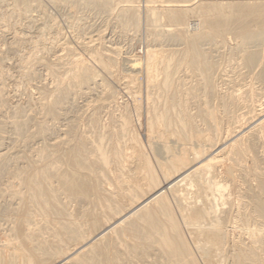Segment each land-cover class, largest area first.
Returning a JSON list of instances; mask_svg holds the SVG:
<instances>
[{"label": "bare ground", "instance_id": "obj_1", "mask_svg": "<svg viewBox=\"0 0 264 264\" xmlns=\"http://www.w3.org/2000/svg\"><path fill=\"white\" fill-rule=\"evenodd\" d=\"M192 1L201 3L189 7ZM206 1L212 0L166 1L159 6L160 13L151 5L147 7L152 24L164 19L167 27L176 29L152 31V42L178 47L162 53L148 50L145 84L150 96L146 112L151 145L147 151L136 138L131 140L134 145H128L127 115H120L114 121L117 125L107 129L102 127L105 122L100 123L98 109L87 115V134H78L72 119L67 134L73 141H47L53 131L48 122L61 119L77 94L101 86L92 65L78 58L64 59L63 68L72 73L69 77L64 74L67 78L55 85L54 94L43 88L42 104L18 102L8 111L7 98L0 89V223L7 233L0 264H264V171L258 169L252 154L255 143L264 140V132H257L264 129V123L258 115L251 119L258 123L253 125L250 143L237 139L224 144L222 128L226 123L236 134L243 133L237 113L250 108L264 93V3L256 0L224 6L220 1L226 0ZM31 2L12 0L16 11L12 13H26ZM55 2L66 3L73 11L93 7L105 12L118 6L117 19L123 29L137 27L139 22L136 0ZM12 15L6 18L8 23ZM192 15L202 19L195 28L188 25ZM226 35L233 41L227 58L241 69L233 75L229 70L230 79L207 48H223ZM29 58L19 65L21 76L28 79L33 78L35 69ZM94 60L108 76L114 63L111 57L96 54ZM126 61L130 64L133 60ZM132 63L131 78L138 71L136 62ZM2 78L0 70V82ZM245 78L261 88L254 90L248 85L242 90L239 85ZM217 82L219 86L231 85V89L222 91ZM103 91L110 94L106 88ZM39 114L41 119L36 118ZM6 135L10 137L7 141H12L10 150H17L15 155L4 146ZM36 141L38 145L33 144ZM215 152H223L238 174L241 185L234 197L228 189L233 176L230 171L222 173L218 165L224 160L217 154L211 156ZM244 161L250 164L249 172ZM247 180L255 187L246 186ZM235 231L239 237L230 241L229 234Z\"/></svg>", "mask_w": 264, "mask_h": 264}, {"label": "rangeland", "instance_id": "obj_2", "mask_svg": "<svg viewBox=\"0 0 264 264\" xmlns=\"http://www.w3.org/2000/svg\"><path fill=\"white\" fill-rule=\"evenodd\" d=\"M55 1H57V0H54V1L53 0H33V2H31V4H30V7L27 9L26 13L20 14L19 16H18V13H16L17 14V16H16V14H13L16 11H14V9H12V6H13L12 0H0V20H1V22H0V32H1L0 33L1 34L0 35V57H1L0 58V70H2V72H3V78L0 82V89L2 88V90H4L3 91L4 93L1 92L2 90H0V92L3 93V95H5V98H7V102L9 105H8V108H6V109L8 110L10 106L13 107V106H15V104L17 105L18 102L20 104H24V105L27 103H30L32 105L44 103L45 98L43 96H41V93H40V92L43 93V91H44L43 88H46L50 95L54 94L53 90L55 88V85H57L61 81L65 80L67 77H69L70 73H72V71L71 70L69 71V69H67V67L63 68V66H64L63 64L65 63L64 59L67 60V59H69V57L72 59L78 58V59L82 60V62H84V64L88 63L87 66L92 65V66H90V68L92 70H94V73L96 72L95 74L98 75V76L96 75L97 76L96 79L99 80L98 82L101 83V86L100 85H99L100 87L96 86V88L93 87L92 90L91 89L84 90L83 92L86 91L85 94L82 95L79 93V94H77L78 96L76 95L74 98L72 97L73 99L70 100V102H69L70 105L68 104V106H66L64 108L63 113L65 115H63V117L59 120H52V121L48 122L49 126L52 125L51 130H53V131H50V134H49L50 137H48L49 139L47 141L49 142V140H50L49 143H52V142H56L58 140H59V142H61L63 140L64 141L67 140L69 142L70 140H72L71 137L67 134L68 124H70V122H72V121H73L72 123H74L77 126L76 130H77L78 134H87L89 132V128L87 125V117L90 115L89 113H92L94 110L98 109L99 117H100V123L102 125V123L105 122L102 127H106L107 129L113 128L117 125L114 121L119 120L120 115H127L128 119L130 120L129 121L130 129L127 132L128 134H126V136H127L126 139L130 140V142H131L130 143L128 141V145L129 144L134 145L131 140H132V138H136L138 140L139 144L142 145L147 151V146L151 145V140L149 141V135L150 134H149V127H148V115L146 112L147 111L146 108L148 107L150 96H149L148 90H146V84H145V66H146L145 62L147 59L148 50L149 51L155 50L157 53L158 52L162 53L161 51L167 52V51H171V50H176V48L178 49V47L173 46V45L168 44V43L165 45H164V43L157 42V41H155V43H153L154 40H152L153 38L151 37V34H150V33H152V31L158 32V31H160V29L165 30L166 28L167 29L170 28L172 30H176V29L172 28V27H167L168 23L164 19L158 21L157 22L158 24L157 23L152 24L151 20H149L150 16L148 14L147 7H150V5H151V7L153 9H155L157 13L158 12L160 13L161 8L159 6H162L163 2H166V1H175V2L179 1L180 2L183 0H136V3H134V6L137 8L139 22L137 24V27L131 26L128 28H124L125 30L119 24V20H118L119 19L118 18L119 11L117 8L118 6L115 9L110 10V11L105 10V12H104V10L97 11L93 7H90V8L82 7V8H79L78 11L77 10L73 11L70 9L68 4L58 3ZM92 1L100 2L103 0H99V1L98 0H92ZM251 1L250 0H226V1H220V2L225 4L224 6H227V4L253 3L256 0H251ZM258 1L264 3V0H258ZM206 2L218 3L219 1H213L212 0V1H206ZM115 3H116V1L113 2V4H115ZM200 3L201 2H198V3L194 2L193 3V1H192L189 3V7H198L200 5ZM120 5L123 6L124 4H120ZM120 5H119V7H120ZM65 6L67 7L66 9H65ZM154 6L157 9L154 8ZM62 7H63V9H62ZM111 8H113V7H111ZM10 10H13V11H10ZM48 11H50L51 13ZM17 12H19V11H17ZM108 13L110 14V16ZM9 14L10 15L13 14L12 15L13 18H11V20H10L11 22L8 23L9 20H6V18H8ZM48 15H50V16H48ZM102 15H104V16H102ZM30 16H31V18H30ZM147 16H148V18H147ZM50 17L53 18V20ZM115 17H116V19H115ZM35 18H36V21H35ZM45 19L46 20L48 19V20L45 21ZM34 21H35V24H34ZM197 22L199 24H201L202 19L199 18L198 16H195V15L190 16L188 19L189 28H195V25L198 24ZM54 25H56L57 28ZM192 25H193V27H192ZM51 26L54 28H52ZM152 26H155L157 29H155V27L152 28ZM158 26H159V28H158ZM59 29H61V31ZM184 30L186 31L187 29H184ZM189 31H190V29L186 32H189ZM15 32H16V34H15ZM61 33H62V35H61ZM124 36H126V37H124ZM37 37H38V39H37ZM49 38H50V40H49ZM228 39L231 41L232 38L231 37L229 38V35H226L225 36V45L223 48H222V46L219 48H215L212 45L208 46L207 48L212 50L211 55L212 54L214 56L216 55L215 56L216 58L214 57V59H216L220 70L221 71L224 70L223 71L224 75H226L227 78L230 79L231 76L233 75V72L237 73L238 71H241V69L237 66L236 61L235 62L229 61L227 58L229 48L233 46V43H232L233 41L230 42ZM44 40H45V42H44ZM56 40L58 43L56 42ZM93 40H94V42H93ZM227 41H228V43H227ZM25 42H27V43H25ZM28 42H30L31 44ZM86 42H88V43L86 44ZM15 43H17V44H15ZM38 43H39V45H38ZM50 45H52L53 47ZM105 45H107V46H105ZM167 45H169V46H167ZM30 48H31V50H30ZM104 50L105 51L107 50V51L105 52ZM95 51H97V52H95ZM38 52H39V54H38ZM30 53H31V55H30ZM32 53L34 54V56ZM40 53H42V54H40ZM96 54H100V55L104 56L105 58L111 57V59L114 61L115 65H114V63L111 64V68H110V72H108V76L106 75L107 72L103 71L102 68L99 66V64L94 62L95 61L94 57L96 56ZM44 55H46V56H44ZM25 56L27 57V60H26ZM36 57H38L40 60L43 59L42 60L43 62L40 61L39 59H37ZM59 57H61V59H63V61L60 60ZM28 58H29V62L32 63L34 68H35L33 78L31 77L29 79L21 76L20 69H19V65H21L22 62L28 61ZM126 59H128V60L132 59L133 63L130 61V64H129V62H127ZM18 60H19V63H18ZM44 60H45V62H44ZM124 60H125V62H124ZM33 61H35V62H33ZM91 62H93V63H91ZM131 63H132V65L135 63L139 66L138 67L136 65V67L138 68L137 69L138 71L136 72V75L133 76V78L128 77L129 75H131L129 72L131 69L130 68ZM50 66L55 73L54 72L52 73V71H51L52 69L50 68ZM125 66L127 67V69ZM48 68H50L51 70ZM55 68H59L60 70L56 69V71H55ZM229 70L232 71L231 72L232 75H230L231 73ZM50 71L52 74L50 73ZM7 74L9 76H7ZM64 74H66L67 77ZM57 77H58V79H57ZM64 77H66V78H64ZM188 77H189V75H188ZM34 78H36V79H34ZM136 78H138V79H136ZM227 78L225 77V79H227ZM191 81H192V79H191ZM256 84H258V85H256ZM39 85H40V87H39ZM217 85L219 86L218 82H217ZM248 85H250L251 87ZM20 86H22L23 88ZM102 86H105V87H102ZM239 86L241 87L242 90H245V88H249V87L250 88L253 87L254 90L259 89V87L261 88L259 83L252 81L249 78H245V81L243 80L242 83L240 82ZM219 87H220L219 89H221L222 91H227L228 89H231V85H228V84L224 86V84L221 83V85ZM104 88L108 89L110 94H108V95L105 94L106 95L105 96L103 94ZM93 89H94V91H93ZM133 90H135V91H133ZM146 91H147V93H146ZM16 93H17V95H15ZM20 93H22V94H20ZM134 93L136 96L134 95ZM139 93H141V94H139ZM138 94H139V96H138ZM260 94H259V96H257L256 101L253 103L254 106L251 104L250 105L251 107L248 108L247 110L245 109V110H242V111L237 113V119L239 120L240 126L243 127V130H242L243 133H240L238 135L235 133V130L233 127L229 128L230 127L229 125H227V127H226L225 126L226 123L223 124L222 128L224 129L223 130V143L225 142L224 144L228 145L237 139L243 141L244 143H247V142L250 143V140H251L250 136H252V134H253V127L258 123V122L252 123L251 119H254L253 117L258 115L259 120L262 117V119L260 121H262V123H264V119H263L264 118V107H263V105H264V103H263L264 102V93L262 95H260ZM18 96H20V97H18ZM132 96H134V97H132ZM29 98H31L32 101ZM96 99L98 102L96 101ZM261 99H263V100H261ZM39 100L42 103L39 102ZM92 103H93V105H92ZM215 103H214V105H215ZM87 104L90 106H88ZM256 104H258V105L256 106ZM259 105H261V107H259ZM190 108H191V110L194 109V102L193 101L191 102ZM260 108L262 111L260 110ZM258 111H260V112H258ZM74 112H75V114H74ZM250 112H252V113H250ZM241 114L244 116H242ZM42 117L43 116L41 114L36 116V118H40V119ZM72 119H74V120H72ZM113 119H115V120H113ZM70 120H72V121H70ZM245 121H246V124H245ZM113 122H114V125H113ZM247 123H249V124H247ZM251 125H252V127H251ZM262 126L264 127V124H262ZM227 130H230V132H227ZM244 131H246V132H244ZM262 131L264 132V129L258 130L257 132L259 133ZM51 132H52V134H51ZM54 133H55V135H54ZM224 135H226L225 137L227 140H225ZM234 135H235V137H234ZM236 135H238L240 138L237 137ZM7 138H10V137H7V135H6L4 141H6L7 144L4 143V144H6L4 146L10 150L9 147H11V146H9L10 145L9 143L10 142L12 143V141H11V139H9L7 141ZM233 138H235V139H233ZM245 138H247V139H245ZM229 140H230V142H229ZM37 143L38 142L36 141L33 144L38 145ZM70 143H72V142H70ZM142 143H144V144H142ZM33 144H30V145H33ZM254 146H255L254 150H253L254 152L252 154H253L254 158H256V164L258 166V169L260 171L261 170L264 171V158H263L264 157V140L257 141ZM220 149H221V147H220ZM9 152L12 155H15L14 153H17V150L15 148V149H11ZM216 154L220 158V160H222V161L224 160L221 164L218 165V166H221L220 170L222 171V173L224 174V173H227L228 171H230L231 175L233 176V177H231V178H233V180L229 179L230 181L228 183V187H229L228 189L233 194L232 196L234 197L235 193H237L239 191V189H238L239 185H241V183L238 181V174L236 171H234V165L232 164V162L231 161L228 162L226 160V157L224 155H221V154H223V152L222 153L221 152L220 153L215 152L211 156H214ZM221 157H223V158H221ZM242 165L245 168L247 167L246 172H249L248 167L250 166V164L247 161H244L242 163ZM249 185L252 187H255L254 182L247 180L246 186H249ZM242 188H245V186H242ZM1 223H0V225H1L0 226V252L1 251L3 252V250L5 252L6 248H4V247L6 246L5 243L7 241V233H6V231H4L5 230L3 228L4 224L3 223L1 224ZM1 228H3L4 230L3 229L1 230ZM238 237L239 236H238L237 231L229 234L230 241H232L233 239L235 240ZM231 238H232V240H231ZM2 248H3V250H2Z\"/></svg>", "mask_w": 264, "mask_h": 264}]
</instances>
